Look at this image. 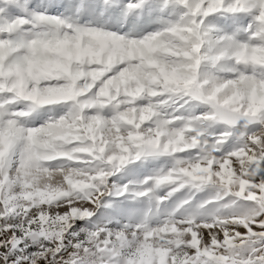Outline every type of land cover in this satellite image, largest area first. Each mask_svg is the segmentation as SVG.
<instances>
[{
  "label": "snow or ice",
  "instance_id": "obj_1",
  "mask_svg": "<svg viewBox=\"0 0 264 264\" xmlns=\"http://www.w3.org/2000/svg\"><path fill=\"white\" fill-rule=\"evenodd\" d=\"M0 264H264V0H0Z\"/></svg>",
  "mask_w": 264,
  "mask_h": 264
}]
</instances>
